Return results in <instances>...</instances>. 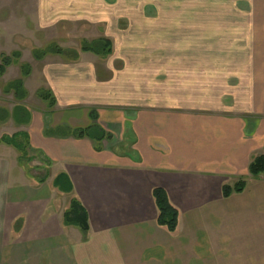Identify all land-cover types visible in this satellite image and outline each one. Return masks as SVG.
<instances>
[{"label": "crops", "instance_id": "obj_1", "mask_svg": "<svg viewBox=\"0 0 264 264\" xmlns=\"http://www.w3.org/2000/svg\"><path fill=\"white\" fill-rule=\"evenodd\" d=\"M44 1L40 15L97 17L110 34L253 33L258 57L233 73L220 55L159 66L119 35L107 58L28 61L3 89L16 103L0 105V140L20 145L0 141V264H264V174L249 173L264 154V0ZM155 187L179 210L176 232L157 223ZM72 200L87 232L64 223Z\"/></svg>", "mask_w": 264, "mask_h": 264}, {"label": "rangeland", "instance_id": "obj_2", "mask_svg": "<svg viewBox=\"0 0 264 264\" xmlns=\"http://www.w3.org/2000/svg\"><path fill=\"white\" fill-rule=\"evenodd\" d=\"M44 3V0H0V61L2 54L11 55L12 52H19L18 56L13 57V62L7 67L5 75L0 76V105L5 103L7 107L14 106L16 101L13 94L11 91L3 92L4 87L20 75L21 64H29L28 61H30L34 67L40 65L33 54L35 49L44 50L52 45L65 49H78L83 40L103 36L117 40L116 37L120 35L123 44L131 43L129 56L145 55L150 64L160 66V57L196 56L198 61H202L205 57L220 55L225 57L230 73L237 72V69L251 67L255 62L254 59L258 57L255 53L256 49L247 48V42L251 41L253 33L110 34L102 31L104 28L96 22L97 17L72 18L74 21H69L68 18L44 16L43 13L40 15V8ZM179 3L180 6L177 8L184 10L187 9V5H191L192 1L186 0ZM57 4L59 3H54V5ZM229 4L230 7L233 6L232 2ZM119 45V49H122V44L119 43ZM24 163L30 174L38 176L44 174V171L40 169L43 165L37 161Z\"/></svg>", "mask_w": 264, "mask_h": 264}, {"label": "trees", "instance_id": "obj_3", "mask_svg": "<svg viewBox=\"0 0 264 264\" xmlns=\"http://www.w3.org/2000/svg\"><path fill=\"white\" fill-rule=\"evenodd\" d=\"M81 51L92 52L99 55L100 57L107 58L113 53V42L108 37H99L92 40H83ZM50 52L56 54H66L67 57L72 59L76 58L78 51L73 48L65 49L60 48L56 45H52L44 50L35 49L34 57L36 59H42ZM19 55V52H12L11 55L2 54L0 61V76L4 75L8 66L13 62V57ZM31 66L29 64H21L22 73L28 74L30 72ZM22 81H19V85ZM38 96L41 99H50V103H54V98L50 90L46 88H41L38 91ZM92 128L79 129L76 132L78 137L90 136ZM109 136V135H107ZM104 135L97 138L98 140L103 139ZM0 141H4L8 144H13L20 147L15 141V137L4 135ZM249 173L252 177L258 178L264 174V154H255L249 164ZM246 186V181L240 179L234 185L228 183L223 184L222 194L224 197H229L232 193L242 192ZM153 197L158 209L157 223L166 228L169 232H176L179 220V210L170 202L166 191L160 187H155L153 189ZM64 223L78 225L84 232L88 231V218L86 210L78 203L77 200H72L69 208L64 213Z\"/></svg>", "mask_w": 264, "mask_h": 264}]
</instances>
